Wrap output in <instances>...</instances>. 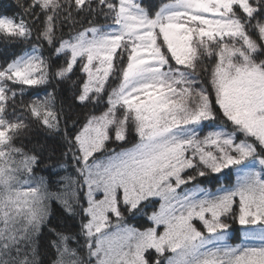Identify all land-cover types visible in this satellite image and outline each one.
I'll return each instance as SVG.
<instances>
[{
	"label": "snow or ice",
	"instance_id": "obj_1",
	"mask_svg": "<svg viewBox=\"0 0 264 264\" xmlns=\"http://www.w3.org/2000/svg\"><path fill=\"white\" fill-rule=\"evenodd\" d=\"M0 264H264V0L0 5Z\"/></svg>",
	"mask_w": 264,
	"mask_h": 264
},
{
	"label": "trees",
	"instance_id": "obj_2",
	"mask_svg": "<svg viewBox=\"0 0 264 264\" xmlns=\"http://www.w3.org/2000/svg\"><path fill=\"white\" fill-rule=\"evenodd\" d=\"M161 2H162V0H145V3L148 5H151V6H158ZM13 3H14V0H0V5H8V4H13ZM13 10H14V8H13ZM205 186L207 187V186H215V185L213 183V184L205 185ZM235 233H236V231L234 232V235H235Z\"/></svg>",
	"mask_w": 264,
	"mask_h": 264
},
{
	"label": "rangeland",
	"instance_id": "obj_3",
	"mask_svg": "<svg viewBox=\"0 0 264 264\" xmlns=\"http://www.w3.org/2000/svg\"><path fill=\"white\" fill-rule=\"evenodd\" d=\"M232 181H234V177H231L230 178ZM214 185L215 186H207V187H209L212 191H215V189H216V187L218 186L217 184H215L214 183ZM238 229H239V226L238 225H234V230L236 231V233H235V238L234 239H230V241H229V243H232V244H236V243H239L240 242V240H239V231H238ZM237 239V240H236Z\"/></svg>",
	"mask_w": 264,
	"mask_h": 264
}]
</instances>
